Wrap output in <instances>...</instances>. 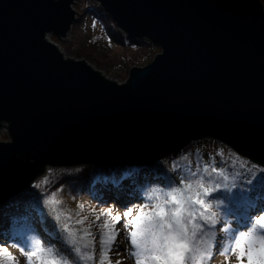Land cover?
<instances>
[{"label": "water", "instance_id": "obj_1", "mask_svg": "<svg viewBox=\"0 0 264 264\" xmlns=\"http://www.w3.org/2000/svg\"><path fill=\"white\" fill-rule=\"evenodd\" d=\"M159 47L117 82L65 56L75 0H0V208L48 168L147 166L211 139L264 168L261 0H94Z\"/></svg>", "mask_w": 264, "mask_h": 264}, {"label": "trees", "instance_id": "obj_2", "mask_svg": "<svg viewBox=\"0 0 264 264\" xmlns=\"http://www.w3.org/2000/svg\"><path fill=\"white\" fill-rule=\"evenodd\" d=\"M261 1L264 5V0ZM78 18L73 25L71 41L53 38L55 42L61 41L60 44L71 55H85L90 61L101 64H112L115 59L117 67L123 64L130 69L142 60L153 59L158 52V48L147 40L130 38L119 31L110 16L93 0H85L80 11L78 10ZM89 22L100 26L102 33L95 37L104 39L109 44L110 52L107 55H97L91 49L82 54L77 51L75 41L89 28ZM262 169L264 168L214 140L195 142L179 153L149 166H80L54 169L44 174L29 191L0 210V225H6L0 231V246H7L19 264L20 260L12 250V244H30L32 250L39 246L52 247L70 259L77 260L78 264H84L71 251L72 246L67 242L63 225L69 223L80 228L75 220L87 216L84 227L92 225L91 231L96 234V250L99 252L101 229L97 225L103 223L107 217L101 216L99 221L95 218L108 209L112 210L113 216L118 213L111 205L102 202L113 189H123V182L127 179H131L134 193L139 195L143 206L147 205L149 210L175 187L182 186V180L203 178L210 186L219 183L220 187L206 197L207 202L212 204L217 220L215 226L206 227V231L214 233V238L219 240L223 235L221 227L224 222L236 220L234 213H238L246 221L251 211L250 205H264V183L260 182L264 180ZM249 180L251 184L248 183ZM241 188L250 189L248 199H241L236 195ZM53 195L61 201L59 205L51 203ZM60 212L65 215L61 216ZM67 215H71L73 220L67 221ZM31 237L39 245L35 246ZM2 260L4 257H0V261Z\"/></svg>", "mask_w": 264, "mask_h": 264}, {"label": "snow or ice", "instance_id": "obj_3", "mask_svg": "<svg viewBox=\"0 0 264 264\" xmlns=\"http://www.w3.org/2000/svg\"><path fill=\"white\" fill-rule=\"evenodd\" d=\"M260 182L264 183V180ZM248 183L251 184V181ZM181 185L175 187L162 201L152 205L147 212V205L137 209L135 216L132 208L125 211V227L130 226L127 237L131 245L126 251L134 264H210L217 254L213 251L216 247L215 234L206 231V227H214L217 223L216 213L212 211V204L207 202L206 197L211 196L220 184L210 186L203 178H199L182 180ZM249 193L250 189L241 188L236 195L248 199ZM51 203L59 205L61 201L53 195ZM250 207L246 229L231 232L229 246H221L218 252L225 256V264H231L232 256L236 257L237 264H244L245 257L247 264H264V214H259L264 213V205ZM60 215L65 214L60 212ZM101 216L107 219L97 225L101 229L99 252L96 250V234L91 231L92 225L84 227L87 216L75 220L80 228L69 223L63 225L67 242L72 246L71 251L84 264H113L111 253L120 235L116 224L121 221V215L117 213L113 216L112 210L108 209L97 215L96 221ZM65 219L72 221L73 217L67 215ZM21 251L26 257L25 264H35L33 257L40 264H78L77 260L70 259L52 247L39 246L35 251ZM115 254L120 255L119 252ZM0 257H4L0 264H19L7 246H0ZM115 264L123 262L116 260Z\"/></svg>", "mask_w": 264, "mask_h": 264}, {"label": "rangeland", "instance_id": "obj_4", "mask_svg": "<svg viewBox=\"0 0 264 264\" xmlns=\"http://www.w3.org/2000/svg\"><path fill=\"white\" fill-rule=\"evenodd\" d=\"M85 3V0H78L77 4L74 5V9L78 12V10L80 11L81 5L83 6V4ZM88 26L89 28L83 32L82 35H80L79 39L75 41V45H77V51L79 53H84L86 50L91 49L93 51H95V53L97 55H107L108 52H110V46L107 42L104 41V39L95 37L96 35H98L101 32L100 26L97 23L94 22H89ZM49 40H52L55 42V40L53 38H56V36L54 35H48ZM71 39H73V28L72 30L68 33L67 37L62 39V41H71ZM60 43H62L61 41H59ZM58 44V46L61 48V51L65 54V56L67 57H71L74 59H86L89 63H91L95 68L101 70L106 76H108L109 78L116 80L117 82H124L126 80V78L128 77L129 74V69H127L123 64L119 65L117 67V62L114 59L113 63H109V64H101L100 62H92L89 59H87L88 57H86L85 55H71L67 52V49L60 43L55 42ZM157 47V46H156ZM158 48V52L159 53L161 51V49L159 47ZM155 54V55H156ZM154 58V57H153ZM152 61V59L149 60H142V62H138L137 66H144L148 63H150ZM9 140V136H8V132L6 129H4L1 133H0V141H8ZM193 144V143H192ZM51 170H53L52 168H48L47 172H50ZM134 195V198L130 201H126L124 202L122 205L121 203H118L114 200H110V199H105L104 202L106 205H111V207L118 212V214H120L122 216V220L119 222V224L117 225V229L120 231V235L117 237V244L113 246V253H111V257H112V261L113 264H115L116 260H121L123 262V264H134V260L132 257H130L126 251V249H130L131 245L129 243L128 237H127V233L130 230V226L129 227H125V225L127 224V219L124 217V213L127 209L132 208L133 209V216H135L137 214V209H139L140 207H143V203L140 201L141 199L139 198V195L137 196L136 194ZM4 209V208H3ZM145 211H149L148 208L145 207ZM239 222L235 221H225L223 224V235L219 237V240L215 239V245L216 247L213 249L214 253H217L216 255H214L213 260L210 262V264H225V256L224 255H219L218 252L221 248V246L227 247L229 246V240L228 237L230 236L231 232L235 231V232H240L245 230L246 228L243 229L240 228V226L238 225ZM246 227H247V223H246ZM32 240V243L37 246L39 245L38 241L36 239H33L32 237L30 238ZM2 242V241H0ZM30 244H25V245H21V246H16L13 245L11 246L12 250L16 253L17 257L20 260L21 264H25L26 261V257L25 255L22 254L21 249H23L24 252H29V251H35L32 250V248H30ZM119 252L120 255H116L115 253ZM33 260L35 261V264H40L39 260H37L36 257H33ZM231 264H237L236 261V257L232 256L231 257ZM244 264H247V257L244 258Z\"/></svg>", "mask_w": 264, "mask_h": 264}, {"label": "bare ground", "instance_id": "obj_5", "mask_svg": "<svg viewBox=\"0 0 264 264\" xmlns=\"http://www.w3.org/2000/svg\"><path fill=\"white\" fill-rule=\"evenodd\" d=\"M78 0H75L74 5L77 4ZM48 170V169H47ZM138 179V178H136ZM131 179H127L123 182L124 188L118 191L117 189H113L111 191L112 199L118 203H121V205L126 201H131L134 197V191H133V184L131 183ZM132 184V185H131ZM27 192V191H26ZM25 192V193H26ZM24 194V193H23ZM22 194V195H23ZM21 196V195H20ZM19 197V196H18ZM1 228V226H0Z\"/></svg>", "mask_w": 264, "mask_h": 264}]
</instances>
